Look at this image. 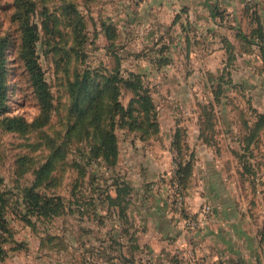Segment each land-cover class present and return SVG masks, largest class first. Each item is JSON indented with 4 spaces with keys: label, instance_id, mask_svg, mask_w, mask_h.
Returning <instances> with one entry per match:
<instances>
[{
    "label": "rangeland",
    "instance_id": "1",
    "mask_svg": "<svg viewBox=\"0 0 264 264\" xmlns=\"http://www.w3.org/2000/svg\"><path fill=\"white\" fill-rule=\"evenodd\" d=\"M33 2L36 52L52 106L45 125L21 132L7 119L29 123L40 109L18 53L13 0H0V37L7 41L0 264H177L173 249L151 252L140 240L137 250L140 227L107 199L117 184L144 180L145 164L159 170L149 182H161L169 213H177L170 192L179 165L190 183L186 210V194L195 182L201 187L203 202L187 211L211 202L224 207L229 250L195 264H264V71L258 61L220 53L191 28L185 12L144 11L139 0ZM235 48L241 55L249 45ZM83 76L117 88L122 112L101 109L102 124L115 134V157L102 154L89 119L80 123L72 112L70 84ZM125 81L149 95L148 113ZM28 189L48 204L30 205Z\"/></svg>",
    "mask_w": 264,
    "mask_h": 264
},
{
    "label": "crops",
    "instance_id": "2",
    "mask_svg": "<svg viewBox=\"0 0 264 264\" xmlns=\"http://www.w3.org/2000/svg\"><path fill=\"white\" fill-rule=\"evenodd\" d=\"M138 3L144 11L187 13L191 28L201 30L200 33L206 36V42L216 45L220 53L226 57L233 54L237 58L251 57L258 61L259 71H264V0H139ZM254 31L260 32L262 36L259 37ZM238 44L249 45V48L244 52L240 51L241 55H238L235 48ZM165 163L168 164V159ZM145 168L144 180L128 183L129 192L124 198L128 201L126 218L140 227L139 236L137 235L139 239H136V245L139 247L137 250L142 246L140 240L151 252L161 251L168 254L173 249L178 259L177 264H195L196 259L199 262L223 257L226 250H229V246L225 247V243H229V221L223 212L224 207L211 202L214 205L215 217L206 234L199 238L197 233L184 228L177 213H169L163 206L164 193L161 182H149L157 176V167L145 164ZM189 184L184 189L185 193ZM194 185L193 192L186 194L187 210L191 212L196 211L203 202L200 197V185L196 182ZM110 193L114 197L116 189Z\"/></svg>",
    "mask_w": 264,
    "mask_h": 264
},
{
    "label": "trees",
    "instance_id": "3",
    "mask_svg": "<svg viewBox=\"0 0 264 264\" xmlns=\"http://www.w3.org/2000/svg\"><path fill=\"white\" fill-rule=\"evenodd\" d=\"M13 8V18L18 22L20 30V43L18 47L19 57L26 70L30 86L40 109L38 115L29 123L25 122L21 117H11L7 119V126L10 129L24 132L29 129L39 128L46 124L52 106V95L36 52L38 29L36 23L32 19L34 2L33 0H13ZM253 33L257 34L259 37L262 36L258 31H254ZM245 41L250 43L247 39H245ZM6 43V38L0 37V108L3 107L6 98ZM125 83L127 86L134 89L141 111L148 113L152 105L149 95L144 91L137 90L134 83L130 81H125ZM70 86V94L74 109L72 112L77 120L80 123H84L86 118H88L89 123L93 126L97 134L99 140L98 147L102 154L115 157L117 155L115 134L112 129L102 124L103 113L101 109L104 107L108 110L112 108L110 114L122 112L123 107L117 100V88L113 87V83L111 84L109 81H96L92 77L88 78L87 76H83L81 79L77 77ZM184 168L185 167L179 165L175 169V173L183 190L187 186ZM128 192L129 186L126 181L125 183L116 185V195L114 197L111 195H109V197L107 196L109 203L118 205L121 214L124 216L128 205V201L124 198ZM25 196L33 200V202L30 201L31 203L29 204L34 205L36 209L40 208L39 210H41L48 204V199L45 197L43 198L44 202L40 204L41 200H39V194L34 193L31 189L26 190ZM3 200V195L0 192V228L3 226ZM125 221H127L126 218Z\"/></svg>",
    "mask_w": 264,
    "mask_h": 264
},
{
    "label": "built area",
    "instance_id": "4",
    "mask_svg": "<svg viewBox=\"0 0 264 264\" xmlns=\"http://www.w3.org/2000/svg\"><path fill=\"white\" fill-rule=\"evenodd\" d=\"M171 184L170 199L172 206L175 207L184 228L197 233L200 236L199 238H201L206 234L208 225L214 220V205L212 203H204L196 213H191L185 209L184 190L181 187L175 170H173Z\"/></svg>",
    "mask_w": 264,
    "mask_h": 264
}]
</instances>
